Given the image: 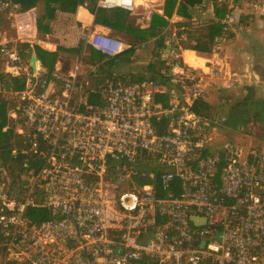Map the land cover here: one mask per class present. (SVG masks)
<instances>
[{
    "label": "built area",
    "instance_id": "built-area-1",
    "mask_svg": "<svg viewBox=\"0 0 264 264\" xmlns=\"http://www.w3.org/2000/svg\"><path fill=\"white\" fill-rule=\"evenodd\" d=\"M151 1L97 7L142 8L150 19L159 10ZM215 1L226 10L211 49L199 53L204 67L163 30V46L151 49L157 73L132 81L105 69L92 84L83 78L87 52L117 57L126 42L80 31L69 72L39 59L32 69L35 45L54 49L38 37L33 7L0 1L13 32L0 25V72L24 76L21 88L1 91L15 102L8 115L19 145L10 163L0 160V264H264V151L244 157L231 141L214 146L210 130L226 117L196 109L223 71L220 49L235 19V0ZM138 173L158 185L137 184Z\"/></svg>",
    "mask_w": 264,
    "mask_h": 264
},
{
    "label": "crops",
    "instance_id": "crops-1",
    "mask_svg": "<svg viewBox=\"0 0 264 264\" xmlns=\"http://www.w3.org/2000/svg\"><path fill=\"white\" fill-rule=\"evenodd\" d=\"M163 3L164 0H160V5H157L159 10L153 14L163 13ZM41 6L40 2L33 7L37 19L44 13ZM219 7L226 10L225 6L218 5L215 0H202L188 6L189 18L173 12L166 18L167 25L162 28L161 34L165 36V32H178L184 38L182 46L185 50L206 54L208 51H198L186 46L185 41L190 38L185 27L186 24H193L201 27L197 33L206 32L210 22H220L223 18L224 12L222 14ZM234 8L235 19L230 25V37L220 49L223 71L220 76L210 80L202 105L199 106L208 115L226 117L225 124L211 128L212 144L217 146L224 141H231L246 157L251 149L264 151V0H235ZM138 10L137 13L130 14L128 20L131 23L132 16L135 19V27L147 28L151 18L147 19L146 11L142 8ZM2 12L5 13V18L1 26H5L9 19L6 12ZM47 22L50 30L42 31L38 28V37L41 39L46 37L54 50H57L59 45L78 46L81 43L80 31L87 29L127 36L120 31L94 23V15L83 5H79L74 13L55 11L54 18ZM147 42L151 41H142L135 47L144 43L145 48ZM221 108H225V111H221Z\"/></svg>",
    "mask_w": 264,
    "mask_h": 264
},
{
    "label": "trees",
    "instance_id": "trees-1",
    "mask_svg": "<svg viewBox=\"0 0 264 264\" xmlns=\"http://www.w3.org/2000/svg\"><path fill=\"white\" fill-rule=\"evenodd\" d=\"M2 1V0H0ZM12 2L18 3L21 10H27L36 6L38 3H42V11H44L43 15L40 19H37V27L42 31H49L50 26L48 20H51L55 16V11L67 12V13H74L76 8L79 5H83L88 9L90 13L94 15V23L100 24L103 26H107L113 30L120 31L126 34L130 42H126L129 47L125 50L122 54L118 55L117 57H106L104 54L94 51L90 49L91 59L89 62L92 64L98 63L99 60L104 59L106 64L111 65L114 60H116L119 56L124 54H131L135 50V43H139L141 41H145L147 36L155 37L158 36L156 41V45L153 48H158L163 46L164 35L161 34V30L163 27L167 25V17H170L173 12L176 13L178 16H182L185 18L190 17V13L188 10V6L193 5L194 3H199L202 0H164L163 3V13L157 14L154 13L151 17L150 24L147 28L141 27H133L132 24L129 22V14L127 11L120 9V8H100L97 7V0H10ZM221 13L224 12V7H219ZM219 13V11H217ZM5 18V13L0 11V25L3 24V20ZM47 19V21H45ZM185 30L189 36L190 42L188 48L198 50V51H209L210 46L213 43V39L216 35H218L221 31V23L219 21H212L206 27V32H199V33H190L187 30V26ZM161 34V36H160ZM177 36L179 42H184V38L177 32ZM148 39V38H147ZM27 46V45H26ZM82 44L80 43L76 47H64V46H57L56 51H46L38 46H34L33 50L37 55L38 59L40 60L41 64L48 70L51 71L54 68V64L57 61L58 51H75L80 52ZM195 52V51H193ZM197 53V52H196ZM95 59V60H93ZM191 61L194 63H201L202 59L200 58H191ZM148 69L151 71V74L157 73V64L153 60V63L148 65ZM101 64L97 66V71H101L106 73V68H102ZM96 71V72H97ZM146 75H140L138 77H132V81H138L145 78ZM24 76L20 77H10L7 76L5 73L0 72V160L3 164L10 163L9 161V151L14 146L19 145V138L15 132L16 120L12 119L8 112L15 108V102L9 95H3L1 92L3 89L7 90L11 86L14 88H21ZM101 82V81H98ZM202 100L199 101L196 109L197 111L201 112L202 108ZM204 106V105H203ZM206 108V106H204ZM134 179L137 184H148L154 183L156 186L158 185L157 181L152 180L148 175L137 174L134 176ZM172 194L179 193V181H175L172 185ZM162 194V192H160ZM40 214L43 217L47 216V212L45 210H41Z\"/></svg>",
    "mask_w": 264,
    "mask_h": 264
},
{
    "label": "rangeland",
    "instance_id": "rangeland-1",
    "mask_svg": "<svg viewBox=\"0 0 264 264\" xmlns=\"http://www.w3.org/2000/svg\"><path fill=\"white\" fill-rule=\"evenodd\" d=\"M153 3L154 7H157V4L160 2V0H153L151 1ZM130 21L132 23V26L135 27V19L131 16ZM9 22L5 24V27L8 28L10 33H13L11 30V27L9 26ZM187 25V30L190 33H197L200 30V26H196L193 24H186ZM112 36H116L118 38H121L124 42H130L129 37L125 35H117L113 32H110ZM161 36V34H160ZM148 38V39H147ZM145 41H151L146 43V47H139L137 51L135 50L131 54H124L119 56L116 60L112 62L111 65L106 64L105 58L99 60V65L101 64L102 68H105L107 70L112 69L113 71H117L123 75H127L132 77H138L140 75H146L149 76L151 74V71L148 69V65L153 63L154 60V53L151 52V49L155 47L156 41L158 39V36L155 37H150L147 36ZM142 42V41H141ZM144 42V41H143ZM140 43V42H139ZM138 43V44H139ZM185 43H191L190 40H186ZM137 44V43H135ZM49 51V50H46ZM51 51V50H50ZM56 51V50H52ZM88 51V49H87ZM80 53V52H79ZM78 52L75 51H64V50H59L58 51V56L57 60L60 62V70L62 72H69L72 69L73 63L76 59V57L79 55ZM91 59V54L90 51L87 52V54L83 58L84 62V67H83V78L89 82V84L101 81L104 78V73L101 71H97L96 73L92 72L90 69L91 63L89 60ZM95 60V59H93ZM101 68V69H102ZM106 70V71H107ZM221 111H225V108H221ZM225 124V123H224ZM155 165V163H152V166Z\"/></svg>",
    "mask_w": 264,
    "mask_h": 264
},
{
    "label": "bare ground",
    "instance_id": "bare-ground-1",
    "mask_svg": "<svg viewBox=\"0 0 264 264\" xmlns=\"http://www.w3.org/2000/svg\"><path fill=\"white\" fill-rule=\"evenodd\" d=\"M186 53H191V56L188 59L185 58L191 65L204 67L205 60H204V57L202 55H200L199 53L193 52L191 50H185L184 54H186ZM191 58H200V59H202V62L201 63H194L193 61H191Z\"/></svg>",
    "mask_w": 264,
    "mask_h": 264
},
{
    "label": "water",
    "instance_id": "water-1",
    "mask_svg": "<svg viewBox=\"0 0 264 264\" xmlns=\"http://www.w3.org/2000/svg\"><path fill=\"white\" fill-rule=\"evenodd\" d=\"M38 60L37 55L33 52L28 58V63L31 66L32 69L35 67V62ZM191 219L193 220V217L191 216Z\"/></svg>",
    "mask_w": 264,
    "mask_h": 264
},
{
    "label": "clouds",
    "instance_id": "clouds-1",
    "mask_svg": "<svg viewBox=\"0 0 264 264\" xmlns=\"http://www.w3.org/2000/svg\"><path fill=\"white\" fill-rule=\"evenodd\" d=\"M191 56V53H186L185 58L188 59Z\"/></svg>",
    "mask_w": 264,
    "mask_h": 264
}]
</instances>
